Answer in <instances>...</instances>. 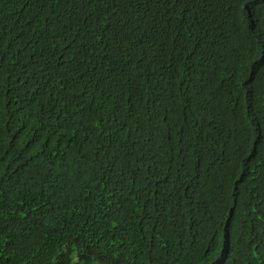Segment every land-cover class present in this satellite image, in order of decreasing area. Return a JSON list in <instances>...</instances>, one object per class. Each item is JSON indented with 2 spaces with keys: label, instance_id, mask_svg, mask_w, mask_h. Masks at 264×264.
<instances>
[{
  "label": "trees",
  "instance_id": "16d2710c",
  "mask_svg": "<svg viewBox=\"0 0 264 264\" xmlns=\"http://www.w3.org/2000/svg\"><path fill=\"white\" fill-rule=\"evenodd\" d=\"M254 1L243 35H219L228 56L202 55L211 68L180 57L203 0H33L40 26H0V264H264ZM175 58L221 81L177 99ZM156 84L167 109L140 105Z\"/></svg>",
  "mask_w": 264,
  "mask_h": 264
},
{
  "label": "clouds",
  "instance_id": "9594fccd",
  "mask_svg": "<svg viewBox=\"0 0 264 264\" xmlns=\"http://www.w3.org/2000/svg\"><path fill=\"white\" fill-rule=\"evenodd\" d=\"M15 3L13 0L6 2H0V26H6L13 31L19 33L28 31L36 23L41 25L40 18L30 12L32 10L30 1L27 10H21L18 14H15L13 9L7 7L9 3ZM171 2V0H170ZM169 2V3H170ZM168 3H163V5ZM19 5V4H18ZM203 5L210 10L211 15L201 24V29L195 31L197 42H188L190 48L193 50V54L180 56L183 58H190L199 61L206 68H211L209 61L203 58V54L209 57L222 55L228 56V49L225 43L219 39L221 32L225 31L229 26L230 34L243 35V30L250 27L253 23L252 20L246 18V15L252 13L255 8L254 0H203ZM25 9V4L20 5ZM225 15L230 21V25H225L220 16ZM243 19V20H242ZM131 30H127L124 35L126 39ZM199 41L203 43V46L199 44ZM178 58V57H177ZM177 58L173 60V69L177 75H184L185 80L182 82L179 92L176 95L177 99L182 98L185 95L193 96L196 98H202L205 92V86L208 83L220 82L221 80H207L203 78L197 70H193L187 65L178 63ZM157 93L147 98L144 104L141 106H147L151 109H158L163 107L167 109L170 100L164 97L163 89L156 84ZM140 161L141 159H136Z\"/></svg>",
  "mask_w": 264,
  "mask_h": 264
}]
</instances>
